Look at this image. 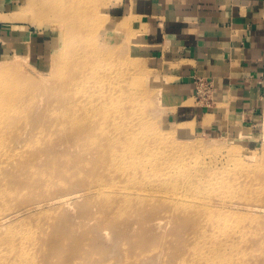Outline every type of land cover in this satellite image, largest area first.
Here are the masks:
<instances>
[{
    "label": "rangeland",
    "instance_id": "rangeland-1",
    "mask_svg": "<svg viewBox=\"0 0 264 264\" xmlns=\"http://www.w3.org/2000/svg\"><path fill=\"white\" fill-rule=\"evenodd\" d=\"M109 4L25 0L11 14L39 39L35 50L32 39L30 50L0 52V264H190L202 255L196 241L227 253L224 264H236V252L264 264V109L250 124L230 122L221 103L219 128L193 122L175 136L185 121L170 114L171 79L152 69L137 28L110 16ZM114 124L127 132L126 151L111 139ZM135 147L144 163L171 158L177 174L215 173L235 203L214 196L199 209L138 196L167 169H134ZM222 221L237 232L222 237Z\"/></svg>",
    "mask_w": 264,
    "mask_h": 264
},
{
    "label": "crops",
    "instance_id": "crops-1",
    "mask_svg": "<svg viewBox=\"0 0 264 264\" xmlns=\"http://www.w3.org/2000/svg\"><path fill=\"white\" fill-rule=\"evenodd\" d=\"M24 2L0 0L1 53L30 50L32 39V49L38 45L34 27L11 17ZM107 12L115 20L128 16L152 69L171 79L176 121L219 128L221 103L229 104L230 122L257 120L264 109V0H110ZM198 80L210 83L214 98L195 95Z\"/></svg>",
    "mask_w": 264,
    "mask_h": 264
},
{
    "label": "bare ground",
    "instance_id": "bare-ground-1",
    "mask_svg": "<svg viewBox=\"0 0 264 264\" xmlns=\"http://www.w3.org/2000/svg\"><path fill=\"white\" fill-rule=\"evenodd\" d=\"M130 91L133 92V90H130ZM98 94H99V92H98ZM131 94H137V93H131ZM91 96L92 95L89 94L88 100H89V97H91ZM87 103H90V102H87ZM114 105H115V107H117L119 104L116 101V102H114ZM119 107L120 106H118V108ZM139 107L140 108L138 110L141 111L142 106H139ZM102 108H104V107H102ZM263 117H264V112H263ZM74 119H75V117H74ZM191 123L192 122L185 121L183 124H180L183 126H179L177 128H174L172 133L175 134V136L176 135L182 136L181 135L182 133L189 131L188 129L190 128V126H192ZM263 124H264V122H263ZM74 125H76L75 122H74ZM113 130H114V134L116 137L113 134L111 136V139L116 140L117 145L123 151H126L125 148L122 147L120 145V142H119V139L121 136H127L126 130L119 128V127H116L115 124L113 125ZM239 134L241 136L245 135V133H243L242 131L239 132ZM199 145H201V144H199ZM135 149L136 150H133V151L129 150V152H130V156H133L134 160H135V161H132V163L134 164V169H137L139 161L143 162L146 159V155H145L142 148L135 147ZM130 156L129 155L126 156V159L124 161H128ZM144 164L145 165L146 164H152V165L156 164L157 168H166L167 170L165 172H163L162 169H158L156 171L155 177L158 178L157 184H155V185H146L145 184V187L146 186H150V187L145 188V192L143 190H141L140 192L137 193V195L141 196L142 198H146V199H153L154 198L157 200L162 199L168 203L172 202L174 205H179V203H180V204H183L184 206L189 207V208H199V209L206 207V205H208V203L213 199L214 196L222 204L231 205V204L235 203V202H233V199L229 195L225 194L226 191H224L223 193H221L219 191L224 186L219 181H215L217 179H215L214 177H211V176H214L215 173H209L205 177H204V172L202 170H200V172H192V173L190 171V172H188V173H190L189 176H187L185 172L177 174V172L173 171L172 159L169 157H163V156L162 157H157V156L148 157ZM174 164L176 165V163H174ZM177 165H179V164H177ZM177 165H176V167H177ZM183 165L184 164H182V166ZM58 172L59 171H56V175L58 174ZM218 179H222V177L218 178ZM209 187L211 189H209ZM187 188L189 189L190 193L184 192V190ZM171 189H178V190L174 191V192H170ZM103 191H107V190H103ZM211 191L212 192L217 191V192H215L214 194H210L209 192H211ZM177 207H180V206H177ZM6 220L7 219L5 217H0V224H2L0 226H3V224L6 222ZM217 228H218L219 232H221L220 230H222V232H223L222 237L229 235L230 231L234 228L236 229V232H237V227L230 224V223H227L226 221H222L220 224H218ZM203 237H205V236H203ZM192 239L194 241H196L195 238H192ZM196 242L201 243L202 255H200V256L195 255L193 262L190 264H224L221 261L226 260L227 253L220 254L216 250V247L212 246L213 244L207 243L206 241H196ZM216 243L222 244L223 243L222 238H220L218 240V242H216ZM228 254L235 255L232 259H239V261L236 264H244L245 260L243 257L238 255V252L228 253Z\"/></svg>",
    "mask_w": 264,
    "mask_h": 264
},
{
    "label": "built area",
    "instance_id": "built-area-1",
    "mask_svg": "<svg viewBox=\"0 0 264 264\" xmlns=\"http://www.w3.org/2000/svg\"><path fill=\"white\" fill-rule=\"evenodd\" d=\"M211 85L208 82H205L203 80H198L197 82V88H196V94L198 95L199 98L203 100H208L210 99L209 96V91H211Z\"/></svg>",
    "mask_w": 264,
    "mask_h": 264
}]
</instances>
